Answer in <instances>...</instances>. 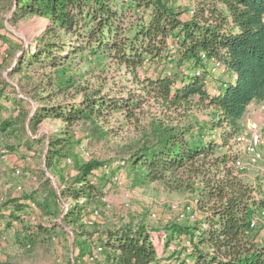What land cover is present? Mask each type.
I'll return each mask as SVG.
<instances>
[{
	"label": "trees",
	"instance_id": "1",
	"mask_svg": "<svg viewBox=\"0 0 264 264\" xmlns=\"http://www.w3.org/2000/svg\"><path fill=\"white\" fill-rule=\"evenodd\" d=\"M12 5V19L35 16L46 25L34 40L35 50L17 47L20 54L9 76L33 67L52 72L36 84L0 79V167L1 151L16 153L23 146L39 154L44 138L30 137L28 130L34 133L46 119L60 120L62 127L42 151L57 185L46 172H31L37 186L23 190L16 170L6 174L2 168L9 193L0 195V236L21 225L36 244L55 240L70 228L78 251L68 264L90 255L94 236L84 230L90 224L86 214L100 216V211L98 217L93 212L104 207L105 184L93 180L102 164L82 160L79 150L76 154L80 145L72 128L90 124V133L102 139L108 132L100 131V120L120 114L139 122L144 107L152 104L157 112L148 121L144 140L132 148L121 169L131 189L162 182L170 192H193L198 185L197 215L165 229L167 245L187 235L166 257L159 256L144 228L106 232L96 243L103 248L104 264H264V243L254 234L264 232L263 223L251 227L253 216L264 208L263 184L259 177L245 182L231 166L235 155L226 149L240 133L249 105L264 101V0H193L190 7L176 0H12ZM87 58L113 62L129 77V88L101 83L82 89L80 100L56 102L68 95L69 81L54 88L55 79ZM212 62L222 67L223 72H215L224 78L212 76ZM30 99L39 102L31 116L25 108ZM197 110L207 111L218 142L195 132L192 114ZM64 202H70L66 214ZM38 214L49 224L27 225ZM185 241L191 243L188 253Z\"/></svg>",
	"mask_w": 264,
	"mask_h": 264
},
{
	"label": "rangeland",
	"instance_id": "2",
	"mask_svg": "<svg viewBox=\"0 0 264 264\" xmlns=\"http://www.w3.org/2000/svg\"><path fill=\"white\" fill-rule=\"evenodd\" d=\"M176 1L185 6L189 3V0ZM12 11V0H0V79L6 77L13 84H16L17 81H21L22 84L27 82L36 84L40 78H44L46 74L52 71L50 69L44 71L42 69H33V67L30 70L19 72L12 78L9 76L8 71L16 66L18 55L20 54V50L17 47H22L23 50H28L31 47V49L35 50L36 41L34 40L41 35L46 25V20L35 16L14 20L12 19ZM64 80L69 81L67 82L69 87H67V83L65 85L67 91L65 94L68 95L66 97L63 95L59 96L55 100L56 102H62L66 99L80 100L82 89L89 90L92 87L99 86L101 83L108 85V88L113 87V85L123 87L124 91L127 90L126 87H128L129 83V77H126L123 71H118L113 62L92 58H87L80 64L75 63L71 69L63 74L62 79H55L54 88L62 84ZM18 91L21 96H27L19 88ZM118 91L119 89L116 88L113 93H118ZM48 92L50 91H45L44 95ZM30 100L32 104L25 105L29 116L34 114L39 106L38 101ZM156 112L157 107L151 104L144 107L143 112L139 115V122L135 119L127 120L120 114H113L104 120H100L98 122L100 131L108 132L102 139H97L98 135L90 133V130H92L90 124H75L72 128V136H74V140L78 145L84 147L85 153L88 154V156L83 154L82 160H95L100 162L102 167L112 160H125L132 148L136 144L143 142L148 121L152 114ZM192 119L196 125L195 132L201 134L204 138L208 137L212 138V140L215 139L217 142L219 141L216 134L218 131L216 129L211 131L208 126L209 119L206 110L194 111ZM61 127L60 120L46 119L42 121L34 133L28 130L27 134L30 137L44 138L43 142L45 143L41 147V151L39 154L34 155L27 148L21 146L17 148L16 153L7 154L4 162L7 165L3 162V164L1 163L0 179L5 177V175H2V168L6 169V171H3L6 174H10L14 169L21 172H36L41 176V171H44L53 179V183L57 185L55 181L57 179L45 167L42 151L45 150L49 138L54 133L59 132ZM78 148L79 146L75 151L76 154H78ZM217 152L220 153V150ZM70 170L72 177H74L76 175L75 169L70 168ZM100 170L94 171L93 180H98V182L105 184L103 188L104 197L110 204V208L107 210L102 206L97 208L100 211V216L97 219H91L87 212V222H90V224H86L84 230L92 233L96 239L99 236H103L106 232L117 228L128 226L135 229L144 228L149 231L160 257H166L172 252H176L180 247V240L187 235L181 234L174 237L175 242L172 241L168 245L166 242H162L161 237L165 236L166 228L174 225H183L188 222L177 221L169 206L178 203L181 206L193 205L195 208L198 185H195L193 192L188 190L170 192L165 189L162 182H154L142 188L131 189L128 185L126 170L120 169L119 173L126 183L125 186L118 188L102 179ZM247 173L248 175L243 177L245 182H249L253 177L256 180L257 172L255 169H251ZM2 183L0 182V195L3 193ZM195 211L197 210L195 209ZM153 213L155 218L151 217ZM260 220L261 222L259 223H264V216ZM55 221L52 220V222ZM29 224L48 225L49 222L46 217L44 218L38 214L32 216L27 225ZM23 228L21 225H16L14 229H10L8 233H5L6 238H0V264H68L74 259L72 254L74 251L77 252L78 248L73 245L74 238L70 228H66V234L55 237V240L47 238L46 242L39 241L36 244L32 243L29 231H24ZM254 234L259 244L264 243V232L256 231ZM78 264L91 263H84L81 259ZM92 264H99V261Z\"/></svg>",
	"mask_w": 264,
	"mask_h": 264
},
{
	"label": "built area",
	"instance_id": "3",
	"mask_svg": "<svg viewBox=\"0 0 264 264\" xmlns=\"http://www.w3.org/2000/svg\"><path fill=\"white\" fill-rule=\"evenodd\" d=\"M201 58L204 62L206 61V57L204 55H202ZM210 64L211 72H215L217 70L223 72L222 67H220V65L216 62H212ZM214 92L215 90H213V93ZM242 120V129L240 133H238L230 141L226 148L230 154L235 155L233 161L231 162V166L234 168L235 172L240 175L247 173L251 169H255L257 172V178H260L264 188V101L256 103L253 108L250 107L249 109L248 107ZM79 151L82 154L88 156V154L85 153L84 147L81 145L79 146ZM6 156L7 153L5 151H1V157L5 158ZM66 162L67 164H71V158H67ZM124 164V160H113L110 164L101 168L100 175L108 179L109 184L121 188L122 186H125V182L118 169L123 168ZM15 174L22 176L24 173L16 170ZM16 189L17 191H21L20 186H17ZM254 196L256 195L254 194ZM102 201L104 203V209H109L110 204L105 197L102 199ZM69 203L64 202L63 204L64 214L68 212L70 206ZM31 206L32 208H35L34 204ZM169 209L175 214L177 221H182L185 219L193 220L197 215V211H195L193 205L181 206L180 204L176 203L171 204ZM98 215V210L93 212L94 217H98ZM263 216L264 208L253 216L251 220V227H255L258 222H261L260 218H263ZM151 217L155 218V214H151ZM262 226L264 230V223ZM161 240L162 242H165V236ZM184 246L186 249L185 253H188L191 243L189 241H185ZM102 253L103 248L98 244H93L92 253L84 257L82 260L86 261L87 263H95L101 259Z\"/></svg>",
	"mask_w": 264,
	"mask_h": 264
},
{
	"label": "crops",
	"instance_id": "4",
	"mask_svg": "<svg viewBox=\"0 0 264 264\" xmlns=\"http://www.w3.org/2000/svg\"><path fill=\"white\" fill-rule=\"evenodd\" d=\"M192 1L193 0H189V3H188V7H190V6H192ZM213 75V77H215V78H217L218 76H219V78H224V76H222L221 74H218V73H212ZM7 81H9L10 83H12L13 84V82H11L10 80H8L6 77H4ZM13 85H16V84H13ZM210 89H212L211 87H210ZM256 105V103H252L250 106H249V109H250V107L251 108H253L254 106ZM7 157V156H6ZM6 157L5 158H3V160H4V162H5V159H6ZM6 165H7V163H5ZM5 168H3V170H4ZM248 175V173H245V174H243V175H241L242 177H244V176H247ZM20 178V183H18V184H20L21 186H22V188H23V190H27V189H29L30 188V186H34V187H36L37 186V182H36V179L34 178V177H32L31 176V174L30 173H27V172H25L21 177H19ZM0 182H3L1 185H2V194L4 195V194H8L9 193V191L7 190L8 189V186L7 185H4V183H5V178L4 177H2L1 179H0ZM255 182V178L253 177L252 179H250L249 180V182L248 183H254ZM14 190V187H13V189H12V191ZM16 191V190H15ZM13 193V192H12ZM14 193H16V192H14ZM1 194V195H2ZM33 210V211H32ZM32 210H30L29 209V212H32V213H34V214H36V213H38V209H32ZM32 218V217H31ZM30 218V219H31ZM29 219V220H30ZM27 222H28V220H27ZM15 227H16V225H15ZM14 227V228H15ZM14 228H12V229H14ZM10 231V229L8 230V231H6V232H2L1 233V236H0V238H6V236H5V233H8ZM161 239H162V237H161ZM94 241H93V243L92 244H96L97 242H98V238H94L93 239ZM73 255V254H72ZM104 258H103V256L101 257V259L99 260V264H104V260H103ZM84 263H85V261H84Z\"/></svg>",
	"mask_w": 264,
	"mask_h": 264
}]
</instances>
